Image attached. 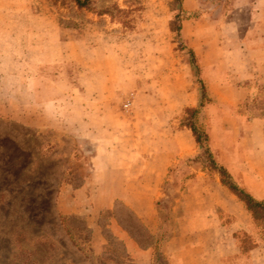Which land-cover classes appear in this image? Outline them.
<instances>
[{"label":"rangeland","instance_id":"rangeland-1","mask_svg":"<svg viewBox=\"0 0 264 264\" xmlns=\"http://www.w3.org/2000/svg\"><path fill=\"white\" fill-rule=\"evenodd\" d=\"M14 2L19 11L13 19L19 24L21 20L30 22L34 54L27 55L28 39L20 26L14 28L12 51L18 58L13 66L27 74L24 78L32 80L35 89L0 92L1 101L8 106L0 117V264H166L161 251L176 232L170 217L171 198L196 171L216 173L204 145L196 142L198 154L184 161L178 181L164 188L163 225L156 235H150L122 207L98 212L84 198L75 203L78 209L74 212V202L59 206L60 198L64 194L75 197L74 190L90 176L88 136L101 124L98 118L103 111L97 102L115 103L109 112L124 120V130L138 131L141 117L146 113L150 120L155 102L174 94L180 78L198 88L199 105L181 109L167 130L188 129L186 125L198 122L217 162L209 124L200 122L202 109L215 101L186 42L197 34L210 41H224L232 35L239 38L247 26V11L236 10L232 0H92L89 8L81 10L69 0ZM103 66L120 83L119 90L99 89L100 76L92 72ZM244 85L249 93L240 105L219 102L242 119L241 139L245 137L244 144L258 150L253 163L261 181L264 69L252 74ZM225 97L233 102L237 94L228 91ZM188 109H199L197 119ZM15 116L20 121H12ZM110 116L106 125L115 130L113 114ZM254 223V234H236L243 258L227 264H250L246 260L250 250L256 246L264 249V222ZM127 241L136 249L151 248V257L132 255Z\"/></svg>","mask_w":264,"mask_h":264},{"label":"crops","instance_id":"crops-1","mask_svg":"<svg viewBox=\"0 0 264 264\" xmlns=\"http://www.w3.org/2000/svg\"><path fill=\"white\" fill-rule=\"evenodd\" d=\"M232 4L236 10L247 11L248 14L247 26L239 38L232 35L225 37L224 41L219 38L210 41V37L197 34L186 43L198 60L203 84L215 101L200 113V122L209 124L215 158L256 199H264V179H258V168L253 163L258 150L245 145V137L241 139L242 119L232 116L219 102L240 105L249 93L244 82L264 69V0H232ZM18 11L19 6L14 0H0V92L35 89L34 82L24 78L26 73H20L13 66V61L18 58L12 51L14 28L21 27L28 39L27 55L34 54L29 41L33 38L30 22L21 20L19 24L13 19ZM42 55L45 57L44 48ZM251 66L255 72L250 70ZM92 74L100 76L101 90L113 92L121 88L106 66ZM180 79L174 94L155 102L156 108L148 115L150 120L146 113L144 119L141 117L138 131L124 130V120L113 111L109 112L108 108L115 103L108 100L97 102L103 111L98 118L101 124L88 136L92 147L90 176L82 187L74 190L75 197L64 194L59 206L73 201L71 209L76 212L78 207L75 203L86 198L92 209L98 212L122 207L150 235L158 234L163 225L162 206L167 199L164 188L173 186L184 167L183 162L198 154V146L190 130H167L169 122L181 109L199 105L198 88H193L192 81ZM228 91L237 94L233 102L225 97ZM1 99L0 96V117L8 107ZM110 114H113L115 130L106 125ZM11 120L18 122L20 118L15 116ZM225 123L230 127L227 128ZM245 159L248 162L244 163ZM170 217L171 223L176 225V232L161 251L166 264L240 262L243 254L236 234H254L256 227L251 214L222 185L219 175L203 170L196 171L192 179L186 180L184 189L171 198ZM126 247L132 255H152L151 248L136 249L132 242L127 241ZM263 253L264 249L256 246L250 250L246 260L250 264H262Z\"/></svg>","mask_w":264,"mask_h":264},{"label":"trees","instance_id":"trees-1","mask_svg":"<svg viewBox=\"0 0 264 264\" xmlns=\"http://www.w3.org/2000/svg\"><path fill=\"white\" fill-rule=\"evenodd\" d=\"M69 1L80 10L89 8L92 4V0H69ZM187 111L194 118L197 119V116L199 115V109H188ZM186 127L193 133L196 142L206 147V153L208 154V157L211 161L212 170L221 176L222 185L228 188L239 199V201L243 203L245 209L249 213H251L255 222H259V221L264 222V200L256 199L244 188L240 187L233 180L232 176L227 171V169L224 166H219V164L215 162L212 153L210 152V148L207 146L208 135L203 130V128L198 124V122H191L188 125H186Z\"/></svg>","mask_w":264,"mask_h":264},{"label":"built area","instance_id":"built-area-1","mask_svg":"<svg viewBox=\"0 0 264 264\" xmlns=\"http://www.w3.org/2000/svg\"><path fill=\"white\" fill-rule=\"evenodd\" d=\"M126 107H128V105H126Z\"/></svg>","mask_w":264,"mask_h":264}]
</instances>
